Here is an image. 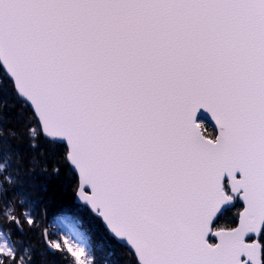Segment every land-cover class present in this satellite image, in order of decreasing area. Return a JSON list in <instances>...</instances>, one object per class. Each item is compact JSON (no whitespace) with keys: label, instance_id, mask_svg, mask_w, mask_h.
I'll use <instances>...</instances> for the list:
<instances>
[{"label":"snow or ice","instance_id":"snow-or-ice-1","mask_svg":"<svg viewBox=\"0 0 264 264\" xmlns=\"http://www.w3.org/2000/svg\"><path fill=\"white\" fill-rule=\"evenodd\" d=\"M37 170L131 264H264V0H0V264H32L26 230L96 264L79 220L50 231L17 191Z\"/></svg>","mask_w":264,"mask_h":264},{"label":"trees","instance_id":"trees-1","mask_svg":"<svg viewBox=\"0 0 264 264\" xmlns=\"http://www.w3.org/2000/svg\"><path fill=\"white\" fill-rule=\"evenodd\" d=\"M19 107L20 102H17L16 108L6 111V115L11 116L12 119L5 121L3 125L5 129H19L21 127L22 121L15 120L17 108ZM207 133L212 135L213 130L209 128ZM5 144L11 145L12 149L18 148L22 153H27L28 156L32 154V150L28 148L26 136L19 144L14 139L5 136ZM41 147H46V145L42 143ZM25 159H27V156ZM49 168H51V161H49ZM74 182V180L69 179L63 170L58 176L37 170L30 176L25 177L24 185L18 187L17 191L21 195L37 201L36 211L44 216V227L51 226L50 231L61 228L58 219L65 214H69L74 220H79L81 229L89 236L93 254L96 257V264H131L129 256L126 255V247L113 240L102 223L76 203V193L73 191ZM239 210V205L233 208L218 222L217 226H226L230 219H235L234 214ZM25 229H27V226H25ZM16 234L22 236L25 243H31L35 246L33 248L32 264H69V260L63 258L59 252L53 254L51 251H44L43 240L38 233L26 230L24 233L17 232Z\"/></svg>","mask_w":264,"mask_h":264},{"label":"water","instance_id":"water-1","mask_svg":"<svg viewBox=\"0 0 264 264\" xmlns=\"http://www.w3.org/2000/svg\"><path fill=\"white\" fill-rule=\"evenodd\" d=\"M200 118H202V119H208V118H207V114H206V113H203V112H202V115H201ZM208 124L214 128V121H211V119H210V115H209ZM76 202L79 203V204H82V202H81V201H78L77 199H76ZM104 228H105V227H104ZM105 229H106V228H105ZM106 231H107V233L109 234V232H108L107 229H106ZM109 235H110V234H109ZM110 236L113 237L112 235H110ZM113 238H114V237H113ZM114 239L118 242V240H117L116 238H114ZM217 242H218V241H217Z\"/></svg>","mask_w":264,"mask_h":264},{"label":"rangeland","instance_id":"rangeland-1","mask_svg":"<svg viewBox=\"0 0 264 264\" xmlns=\"http://www.w3.org/2000/svg\"><path fill=\"white\" fill-rule=\"evenodd\" d=\"M65 217H70L69 215H66ZM61 220H62V218L61 219H59V224H60V226H61V228H63V225L61 224ZM65 231H66V229H64Z\"/></svg>","mask_w":264,"mask_h":264}]
</instances>
